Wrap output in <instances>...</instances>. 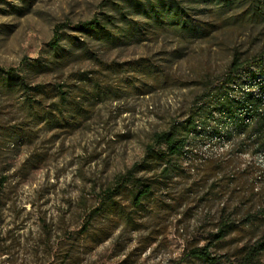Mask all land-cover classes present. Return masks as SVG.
I'll return each mask as SVG.
<instances>
[{
  "label": "rangeland",
  "instance_id": "1",
  "mask_svg": "<svg viewBox=\"0 0 264 264\" xmlns=\"http://www.w3.org/2000/svg\"><path fill=\"white\" fill-rule=\"evenodd\" d=\"M105 3L0 0V264H264V252L246 259L264 237V152L212 135L218 116L169 179L165 166L133 170L235 54L264 52L254 0ZM94 18L96 32L76 28ZM11 68L25 86L8 85ZM249 72L239 83L256 95ZM130 173L155 183L139 208ZM222 222L232 230L218 241ZM204 247L214 262L190 257Z\"/></svg>",
  "mask_w": 264,
  "mask_h": 264
},
{
  "label": "trees",
  "instance_id": "2",
  "mask_svg": "<svg viewBox=\"0 0 264 264\" xmlns=\"http://www.w3.org/2000/svg\"><path fill=\"white\" fill-rule=\"evenodd\" d=\"M115 1L122 0H106L105 4ZM250 11L251 18L264 23V0H254V5L251 6ZM99 27L100 20L97 18L76 26L77 29L89 32H96ZM183 28H185V25ZM63 29L62 26L57 27L54 39L51 42L55 51L61 48L63 40L61 31ZM23 67L26 68L24 65ZM1 71L8 77L7 83L9 86H25L26 81L20 79L19 70L11 68L8 70L2 69ZM248 71H250V77L259 78L256 84L258 88V94L256 95L252 91L254 89L253 85L247 90L242 89L240 86L239 82L242 75ZM16 77H18L17 80H15ZM26 88H29V86H26ZM35 91L42 94L40 87H36ZM58 92L64 94L63 91L59 90ZM211 92L209 91L197 99V109L192 110L184 122H174L167 130L154 134L152 143L145 148L144 163L141 166H135L133 170L141 167L143 170L152 171L158 170L160 166H165L162 175L169 179L174 168L173 162L187 156L192 141L201 138L203 130L216 120V116H218V120L222 121L223 125L212 135L217 138H226L229 141L234 138L241 139V152H247L248 148L253 149L254 155L264 152V52L252 59H243L242 56L235 54L221 86L214 91L215 93ZM28 102H31L32 106L35 104L34 100ZM61 102L66 103V98H62ZM135 173H130L126 183L132 184L134 187L132 191L133 205L139 208L144 201L153 195L155 183H147L142 179H136ZM115 195L113 191L108 192L103 201V206L107 207ZM230 230H232V223L222 222L215 238L222 241L230 233ZM263 252L264 237L254 243L246 259L254 261ZM189 255L197 260L215 261L207 247L194 249Z\"/></svg>",
  "mask_w": 264,
  "mask_h": 264
}]
</instances>
